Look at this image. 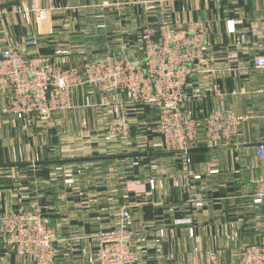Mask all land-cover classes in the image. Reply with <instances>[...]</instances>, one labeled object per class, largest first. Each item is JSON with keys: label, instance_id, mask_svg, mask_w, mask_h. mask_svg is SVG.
Wrapping results in <instances>:
<instances>
[{"label": "crops", "instance_id": "0c3cea01", "mask_svg": "<svg viewBox=\"0 0 264 264\" xmlns=\"http://www.w3.org/2000/svg\"><path fill=\"white\" fill-rule=\"evenodd\" d=\"M21 2L28 3L0 0L7 9L0 53L13 43L24 55L38 52L63 67L107 52L137 63L145 26L202 22L213 71L189 76L185 92L199 89L201 97L186 106L200 123L219 106L246 119L229 145L206 146L200 135L186 163L164 149L153 106H127L130 133L111 139L112 110L91 87L72 89L70 108L40 124L2 113L0 94V217L38 210L57 236L62 264H97L93 236L113 229L116 210L129 206L135 264H190L208 252L220 264H235L243 246L264 237V204L253 203L251 183L264 174L261 163L252 167L255 145L264 142V76L252 65L264 41V0H43L50 13L37 24L12 12ZM27 32L36 48L23 45ZM151 178L159 182L153 188ZM0 257L3 264H31L1 242Z\"/></svg>", "mask_w": 264, "mask_h": 264}, {"label": "built area", "instance_id": "2783aa9c", "mask_svg": "<svg viewBox=\"0 0 264 264\" xmlns=\"http://www.w3.org/2000/svg\"><path fill=\"white\" fill-rule=\"evenodd\" d=\"M27 1L14 5L12 12L25 22L32 18L36 24L48 17L51 7L43 6V0ZM1 13H7V9L0 8ZM226 24L231 32L232 21ZM27 35L23 45L36 48L35 34L27 32ZM206 37L207 29L202 22L190 21L181 26L165 22L156 28L145 26L140 36L143 51L140 62H132L125 54L107 52L103 58L66 67L38 52L24 55L16 44L8 43L0 53V94L6 100L1 112L13 114L26 124L33 119L40 124L70 108L72 89L88 86L102 93L103 105L112 110L106 125L109 138L129 135L127 106L150 105L158 113L164 149L179 152L188 163V152L198 146L200 135L206 139V146L229 145L238 126L246 119L219 106L200 123L192 108L186 106L191 98L201 97L199 89L193 90L191 96L185 92L189 76L213 71ZM252 65L264 76V41L252 56ZM255 146L256 161L252 167L259 163L264 167V142H257ZM149 183L153 188L159 182L151 178ZM251 183L255 186L253 203L264 204V174L252 178ZM139 187L135 183L131 188L139 190ZM193 203L201 206L202 201L193 198ZM114 216L113 229L99 231L93 236L96 242L94 259L97 264H135L138 254L129 230V206L119 208ZM189 233L192 235V230ZM55 241L56 234L38 210L0 217V242L12 252L29 258L31 264H62L57 259ZM0 264H3L2 257ZM190 264L220 263L215 252H208L204 261L193 260ZM235 264H264V237L258 243L243 246Z\"/></svg>", "mask_w": 264, "mask_h": 264}, {"label": "rangeland", "instance_id": "374dc122", "mask_svg": "<svg viewBox=\"0 0 264 264\" xmlns=\"http://www.w3.org/2000/svg\"><path fill=\"white\" fill-rule=\"evenodd\" d=\"M15 116V115H14ZM119 209V208H118ZM118 209L116 210V212L118 211Z\"/></svg>", "mask_w": 264, "mask_h": 264}]
</instances>
